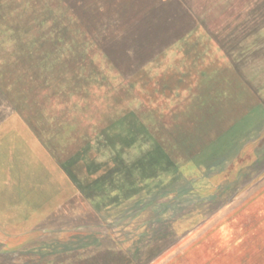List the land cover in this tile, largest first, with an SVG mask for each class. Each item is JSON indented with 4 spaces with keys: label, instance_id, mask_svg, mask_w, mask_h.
I'll use <instances>...</instances> for the list:
<instances>
[{
    "label": "rangeland",
    "instance_id": "obj_1",
    "mask_svg": "<svg viewBox=\"0 0 264 264\" xmlns=\"http://www.w3.org/2000/svg\"><path fill=\"white\" fill-rule=\"evenodd\" d=\"M138 2L133 21L167 29L120 40L94 0H0V264H264V0ZM57 20L87 26L141 125L100 96L77 114L37 97L48 73L28 41Z\"/></svg>",
    "mask_w": 264,
    "mask_h": 264
},
{
    "label": "trees",
    "instance_id": "obj_2",
    "mask_svg": "<svg viewBox=\"0 0 264 264\" xmlns=\"http://www.w3.org/2000/svg\"><path fill=\"white\" fill-rule=\"evenodd\" d=\"M94 2H98L97 4L99 5L93 7L94 10H92V8L91 11L103 18V21L105 22L104 28L106 30L112 28L114 33H117L118 38H121L120 40H122V38H148V34H153L152 36H155L158 34L159 30L167 29V26H162L160 22H157L158 20L153 18V16H150L149 12L142 13L143 16L140 14L141 16L133 21L134 18L131 17L132 13L139 10L138 0H94ZM49 7L50 6L47 2H43L40 5V14L47 13ZM77 21L81 23V20L77 19ZM172 24L173 22L169 24L168 27ZM45 27H50L51 38H41V40L46 43L49 42L50 44L45 48L41 45L42 47L39 49L34 48L33 51V53L42 57V67H44L46 69L45 72L48 73L47 76H41L39 79L40 84L43 83L45 77L58 80L53 88L54 92L57 94L55 95V99H57L58 102H61L64 97L68 99L71 97L80 103L82 109L88 110L90 104H95L93 103V100L95 99L93 97V95H95L93 90H95V88L93 87L92 76L86 72L85 66L82 65V62L79 59L78 47H76V44L73 41V37L76 38L75 36L77 35H73V31L66 28L65 23L59 20L56 22L49 21ZM81 28L84 31V33L82 32L84 35L80 33V28H76L79 30L78 33L82 34L81 36H84L89 40L94 38L89 34L87 26L83 25ZM176 35L178 34H175V36ZM30 80L33 83L36 81L32 80V78ZM102 94H100L101 102L111 99L109 93ZM81 106L79 107L80 109ZM180 143L172 141L174 147L180 146ZM74 150L77 152L80 149L77 148ZM76 155L77 157L79 156L82 164L90 162L88 156L84 155L82 152H79ZM62 162L63 160H59V163ZM74 167L75 170H77V177L79 174L83 175L84 172L81 173L80 170L77 169V165ZM86 260H89V258Z\"/></svg>",
    "mask_w": 264,
    "mask_h": 264
},
{
    "label": "water",
    "instance_id": "obj_3",
    "mask_svg": "<svg viewBox=\"0 0 264 264\" xmlns=\"http://www.w3.org/2000/svg\"><path fill=\"white\" fill-rule=\"evenodd\" d=\"M163 4H165V2H163ZM190 12L191 14L189 13V17H191L190 20L192 24L189 28V35L194 36L193 38H196V36L199 37V35L195 33L196 32L194 28L195 18H194V14L192 13V11ZM38 28L40 29L41 26H39ZM185 36H186L185 34L180 33L174 36L173 38H176V39L172 40L171 42L167 44H163V45L162 44L158 45L155 49V56H153L152 58H149L148 60L142 63H139V66L141 67L140 70L143 72V74H145L149 78H155L159 74L158 72L160 70L162 72L164 66L162 64L161 59H163V57H165L168 54V51L170 49H174V47L176 48L181 38H184ZM41 41L45 43L46 45L50 44L49 42L47 43L44 42L43 40H41V38H32L28 41L29 48L27 52H29L30 55H32L31 57L37 56V54L33 53V51H34V48L39 49L40 47L43 46ZM73 41L76 44V47H78V56H79L80 61L82 62V65L85 66L86 72L92 76L91 78L93 80V87L95 88V90L93 91L95 92V95L98 97L100 96V94L102 93L104 94V92L106 91L107 93H109L111 97V99H109L110 101L108 99L106 100H108L109 102L114 100L116 104H118L120 108H122V111L124 112L126 117L133 120L136 124L141 125L140 123L141 115H140L139 109L134 108L130 104L129 100L125 98L124 95L122 94L124 88H126L125 87L126 85L123 83L121 77L113 78L112 72L109 70V68L105 66L104 63L101 61V59H99L96 56L97 53H94L93 51L90 50L92 46L91 40H89L88 38L84 36H78L76 38L73 37ZM15 68L16 67L13 66V67H10L9 69L15 70ZM56 81L58 80L45 77V80L43 81L41 86L38 87L41 91H44V93L39 94L37 97L39 99L45 100L46 89L47 91L50 89H53V87H55L56 85ZM53 82L54 84H52ZM69 101H70V104H69L70 112H72L73 114L75 113L77 114L79 107L81 106L80 103L71 97L69 98ZM108 101H105V102L100 101V104H103L104 106L106 105V103H108L107 105H109ZM112 106L114 105L112 104ZM96 111H98V109ZM92 112L94 113L93 115H97L95 110H93ZM99 114L106 115V112L101 110L99 111Z\"/></svg>",
    "mask_w": 264,
    "mask_h": 264
}]
</instances>
